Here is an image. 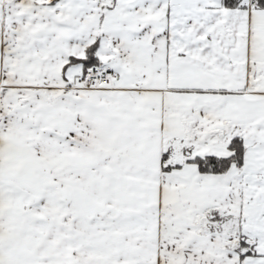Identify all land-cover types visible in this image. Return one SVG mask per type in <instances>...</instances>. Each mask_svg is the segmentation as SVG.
Here are the masks:
<instances>
[{
    "label": "snow or ice",
    "instance_id": "1",
    "mask_svg": "<svg viewBox=\"0 0 264 264\" xmlns=\"http://www.w3.org/2000/svg\"><path fill=\"white\" fill-rule=\"evenodd\" d=\"M0 264H264V0H0Z\"/></svg>",
    "mask_w": 264,
    "mask_h": 264
}]
</instances>
